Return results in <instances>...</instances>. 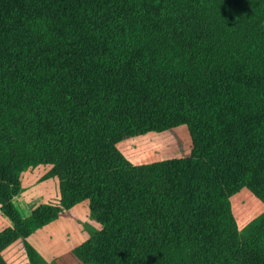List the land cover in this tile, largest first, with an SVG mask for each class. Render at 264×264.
<instances>
[{"label": "trees", "instance_id": "obj_1", "mask_svg": "<svg viewBox=\"0 0 264 264\" xmlns=\"http://www.w3.org/2000/svg\"><path fill=\"white\" fill-rule=\"evenodd\" d=\"M181 125L186 155L117 147ZM38 164L57 198L23 215L18 171ZM240 187L264 201V0H0V264L82 200L79 264H264V209L237 227Z\"/></svg>", "mask_w": 264, "mask_h": 264}, {"label": "rangeland", "instance_id": "obj_2", "mask_svg": "<svg viewBox=\"0 0 264 264\" xmlns=\"http://www.w3.org/2000/svg\"><path fill=\"white\" fill-rule=\"evenodd\" d=\"M117 147L132 163L151 162L162 158L186 155L190 141L183 125L161 132H147L124 139ZM47 164L24 167L18 171L21 189L12 202L21 214H27L40 202L55 201L57 190L53 178H41ZM229 204L237 227L264 209V201L255 198L245 187L229 196ZM0 213V229L9 225ZM95 222L88 217L86 200L62 210L56 218L34 229L24 239H16L2 250L7 264H28L24 241L39 254L42 264H79L70 249L85 239Z\"/></svg>", "mask_w": 264, "mask_h": 264}]
</instances>
